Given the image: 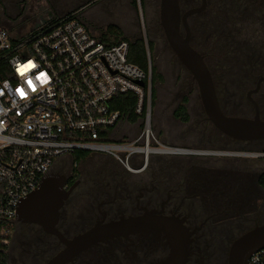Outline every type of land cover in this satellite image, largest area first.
Wrapping results in <instances>:
<instances>
[{"label": "flooded vegetation", "instance_id": "af4514ba", "mask_svg": "<svg viewBox=\"0 0 264 264\" xmlns=\"http://www.w3.org/2000/svg\"><path fill=\"white\" fill-rule=\"evenodd\" d=\"M97 1L103 0H0L4 11L0 13V27L16 33L31 32L53 19L68 2H79L83 8ZM108 1L117 3L116 10L120 3L134 12V0ZM203 1L204 9L186 18L189 44L211 74L221 112L242 118H254L258 113L264 121V13L255 11L253 2L258 0H215L219 8L214 6V20L206 23L202 33L215 36L216 42L199 50L193 44L194 28L203 24L195 18L211 12V0H178L181 15L200 8ZM239 1L248 10L242 15L253 13L254 18L246 19L247 27H240L250 29L252 23L262 27L257 42L249 44L236 38L240 34L238 18L228 16L229 7L220 11L223 4ZM156 2L159 6V0ZM221 13L230 20L217 21ZM207 29L212 31L208 33ZM180 32L184 35L182 25ZM157 39L159 45L163 39L169 49L163 31ZM217 41L227 48L222 50L226 57L219 60ZM215 59L225 67L217 79L209 66ZM171 94L178 104L186 96H199L192 77L174 83ZM178 107L173 109L171 119L184 125L174 117ZM183 107L188 113L192 106ZM194 112L200 128L193 130L199 133L200 140L193 144L168 143L170 150L166 154L138 163L135 172L104 154H92L95 156L90 162L84 164L83 160L75 168L68 163L53 166L43 180L53 179L57 185L55 194L61 204L55 227L65 239L95 225L151 218L141 229L100 241L66 264H228L232 243L251 228L264 224V140L231 139L211 125L203 109ZM168 226L180 228L184 234L181 243L185 249L173 257ZM14 229L8 264H45L64 248L56 236L38 224L17 221Z\"/></svg>", "mask_w": 264, "mask_h": 264}, {"label": "built area", "instance_id": "2783aa9c", "mask_svg": "<svg viewBox=\"0 0 264 264\" xmlns=\"http://www.w3.org/2000/svg\"><path fill=\"white\" fill-rule=\"evenodd\" d=\"M145 49L147 74L128 61L126 40L101 41L77 12L56 16L23 36L0 27V221L5 224L0 264H8L20 202L38 189L57 161L76 152L104 154L135 172L138 163L170 150L152 128L146 44ZM29 61L35 67L18 74L17 66ZM41 73L46 82L36 78ZM128 95L136 98L135 122L115 109ZM122 124L126 133L139 126L138 135L116 141L113 135ZM249 263L264 264V249Z\"/></svg>", "mask_w": 264, "mask_h": 264}, {"label": "rangeland", "instance_id": "374dc122", "mask_svg": "<svg viewBox=\"0 0 264 264\" xmlns=\"http://www.w3.org/2000/svg\"><path fill=\"white\" fill-rule=\"evenodd\" d=\"M113 4L109 3L108 0H103L91 3L81 8L82 5H79V2L74 4H69L68 2L65 5L64 9L62 11L57 12L54 17H63L65 15L78 11L77 16H80L82 22L86 25L89 31L95 37H102L103 40L108 41L111 44H115L119 40L123 39L132 40L135 37L142 38L148 48L151 60L150 73L152 94V128L157 139L160 142L165 143L167 146H169L168 143L177 144L181 142L185 144H193L198 142L201 137L199 133H196L193 130V128L199 129L200 127L197 126L198 117H196V113L194 112V110H202L201 102L199 96L197 95L193 97L186 96V99L182 101V104H178V102L174 101L173 99L171 89L172 86H174V83L176 84V82L185 78L190 80L191 75L176 59L175 55L172 53L170 48L168 49L167 46H165L163 39L161 45H159L158 43L157 36L161 33L162 29L159 22V6H157L156 0H136L135 3L133 1V5L135 8L133 13H131L130 10L124 9L120 3H118V10H116L117 3ZM219 5V2L211 0L209 2V10L211 12L195 18L197 19V21H200L203 24L202 27L194 28L193 44L199 50L203 49V46L208 47L216 42L215 36H206V32L204 31L205 33H202V31L206 26L207 22L210 23L212 20H214L212 18V11L214 6H217L219 8ZM253 5H256L255 11H260L264 13V0H258V2L255 3L253 2ZM225 6L229 7L230 12L228 13V16L230 18H232V16L238 18L237 24H239V26L237 27L240 29V34H236V38L240 39V41H243L245 39L249 44H251L252 41H259L262 33L261 25L259 26V24L255 25L254 23H252V27H249L250 29L246 28L245 30L240 27H247L246 19H249V17H252L251 20L254 21L253 13H246V15L243 16L242 12L248 10L244 8L243 3H241L240 1L234 2L231 5L223 4L220 11H223V8L224 11H226ZM223 15L224 14L221 13L219 15L221 17L218 18L217 21H223L224 23L226 22V20H230L223 17ZM226 26H228V24ZM253 27H256V29ZM111 28L117 30V33L112 34ZM206 31L210 33L212 30L207 29ZM10 33L14 36H23L28 32L23 31L22 33ZM217 42L218 43L216 45L218 50L217 53L219 54V60V57H226L222 56V50H225L227 48L225 46H222V41ZM205 49L206 48L204 47V50ZM224 53L225 51L223 52V55ZM256 56L257 55L251 58L254 59ZM218 60L216 61L215 59V62L209 63L211 71L216 79L219 75L224 74L225 70V67L221 66L222 61L220 62ZM174 78L177 79L176 82L174 81ZM189 104H191L192 107L188 112V121H182L180 118L175 116L174 112V117L186 124L179 125L177 121L171 119L172 111L174 108H176L178 105L180 107V105L188 106ZM124 128L125 124H122L116 129L113 135L116 141L120 139H134L138 135L139 126L137 128H134V130L130 131L129 133H126ZM178 134H181V136H179ZM92 154L94 153H88V155L84 159L78 160L77 163L79 164L83 160H85L83 161V163L87 164L92 160L93 156H95ZM75 159L76 158L74 156L69 155L57 161L56 164L63 165L68 163L71 164L72 167H74ZM84 164L79 166L80 169L81 167H84ZM15 227H17V222L15 224ZM14 230L15 229L13 228L12 231ZM10 264L12 263L10 262Z\"/></svg>", "mask_w": 264, "mask_h": 264}, {"label": "water", "instance_id": "95a60500", "mask_svg": "<svg viewBox=\"0 0 264 264\" xmlns=\"http://www.w3.org/2000/svg\"><path fill=\"white\" fill-rule=\"evenodd\" d=\"M204 7L205 2L203 1L200 8L189 10L181 15L178 0H159V22L166 42L177 60L196 83L202 109L211 125L223 135L234 140H264V121L259 118L258 113L254 118H242L226 116L221 112L211 74L203 58L189 44L190 31L186 18L202 11ZM0 13L4 14V11L0 9ZM181 25L183 26L184 35L180 32ZM138 85L144 86V83L139 81ZM56 187L57 185L53 179L45 178L38 189L20 202L17 210L18 222L38 224L45 232L56 236L60 243L64 245V248L45 264H66L88 247L121 233H126L128 230L141 229L142 224L151 219L145 216L140 219L131 218L120 222L95 225L67 240L55 227L58 208L61 204V199L57 198L55 194ZM54 196L55 199H53ZM168 227L173 240V257L179 254L180 250L185 249L182 248L181 243L184 234L180 228ZM261 249H264V224L251 228L232 243L229 250L228 264H250V257Z\"/></svg>", "mask_w": 264, "mask_h": 264}, {"label": "trees", "instance_id": "16d2710c", "mask_svg": "<svg viewBox=\"0 0 264 264\" xmlns=\"http://www.w3.org/2000/svg\"><path fill=\"white\" fill-rule=\"evenodd\" d=\"M135 1L136 0H134V3ZM111 32L112 34H115L117 33V30L111 28ZM100 39L101 41L106 42L107 44H111L110 42L103 40L102 37ZM126 41L129 43L128 61L147 74L148 64H147L144 40L142 38L135 37L132 40L126 39ZM119 99L124 101L117 103L115 109L125 113L126 115H128L130 121L135 122L136 117L133 115V108L136 103L135 96L128 95V96L120 97ZM175 116L180 118L184 122L188 121L189 119L188 113L186 112V109L183 106L177 108V110L175 111ZM87 155L88 153L86 152H76L72 156L76 158L74 161L77 162L80 159H84ZM4 228H5V224L0 221V239H1V232L3 231Z\"/></svg>", "mask_w": 264, "mask_h": 264}, {"label": "snow or ice", "instance_id": "6c2138e0", "mask_svg": "<svg viewBox=\"0 0 264 264\" xmlns=\"http://www.w3.org/2000/svg\"><path fill=\"white\" fill-rule=\"evenodd\" d=\"M34 67H35V65H34L31 61H29V62H28L27 64H25V65H19V66H17V72H18V74H20V75H24L26 72H22L21 69H23V68H27V71H28L29 69L34 68ZM36 78H37V79H42L44 82H46V79H47L46 74H44V73H41V74L38 75ZM28 84H29V87H32L31 81H28ZM34 90H35V89L33 88V91H34ZM17 91L19 92V94H20L22 97L24 96V93H23L22 90L17 89Z\"/></svg>", "mask_w": 264, "mask_h": 264}, {"label": "clouds", "instance_id": "9594fccd", "mask_svg": "<svg viewBox=\"0 0 264 264\" xmlns=\"http://www.w3.org/2000/svg\"><path fill=\"white\" fill-rule=\"evenodd\" d=\"M21 71H22V72H27V68H23V69H21ZM4 86H5V87H8L7 82H5Z\"/></svg>", "mask_w": 264, "mask_h": 264}, {"label": "crops", "instance_id": "0c3cea01", "mask_svg": "<svg viewBox=\"0 0 264 264\" xmlns=\"http://www.w3.org/2000/svg\"><path fill=\"white\" fill-rule=\"evenodd\" d=\"M98 38V37H97ZM98 39H100V38H98ZM101 40V39H100Z\"/></svg>", "mask_w": 264, "mask_h": 264}]
</instances>
